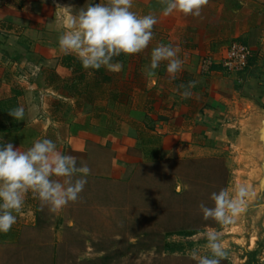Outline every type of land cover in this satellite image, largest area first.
<instances>
[{"label": "rangeland", "instance_id": "rangeland-1", "mask_svg": "<svg viewBox=\"0 0 264 264\" xmlns=\"http://www.w3.org/2000/svg\"><path fill=\"white\" fill-rule=\"evenodd\" d=\"M58 3L71 5L75 12L100 0ZM136 8L137 15L153 13L158 22L148 48L118 57L123 67L115 72L110 91L120 93V101L99 97L93 105L79 107L104 109L121 136L130 130V136H142L156 146L166 138L182 144L181 152L176 156L165 153L160 159L131 158L147 154L146 148L153 147L142 145L130 148V156L122 160L119 149L116 155L89 145L83 155H75L78 165L87 163L91 170L80 198L55 213L38 203L36 223L21 227L18 239L0 243V264H196L187 253L197 248L206 254L205 233L210 230L220 232L229 252L221 264H264L257 120L246 109H201L214 95L221 74L242 73L227 71L222 64L233 42L249 47L245 32L264 18V0H208L199 16L175 11L165 16L160 0H153L147 11ZM160 44L178 48L183 65L175 80L166 72L167 62H161L155 76L145 74L151 51ZM249 49L251 59L254 53ZM213 65L222 69L214 70ZM189 81L197 84L191 89L193 95L184 99L180 95L183 89H177ZM204 111H212L215 121L223 113L225 126L218 128L215 144L207 140L211 147L188 150L189 140L177 134L185 130L179 121L187 117L201 122L207 118ZM152 129L158 134L151 139ZM65 154L73 155L69 150ZM237 186H245L249 195L234 222L221 226L204 220L199 204L212 207L211 193L222 188L231 192ZM183 230H196V234L180 235Z\"/></svg>", "mask_w": 264, "mask_h": 264}, {"label": "crops", "instance_id": "crops-1", "mask_svg": "<svg viewBox=\"0 0 264 264\" xmlns=\"http://www.w3.org/2000/svg\"><path fill=\"white\" fill-rule=\"evenodd\" d=\"M58 1L0 0V142H11L16 148L26 151L34 141L47 138L56 143L58 151L65 154L69 150L74 156L83 155L89 145L94 144L116 155L119 149L122 160L130 156V148L152 145L146 148L147 154L131 155V158L142 160L146 156L160 159L165 153L176 156L181 152L182 144L165 138L160 146H156L152 140L145 141L142 136H130L128 129L130 134L121 136L116 133L114 122L104 109L91 111L77 106L76 99L66 88L73 72L63 65L65 54L58 46V36L63 32L62 20L55 17ZM152 1L133 0L132 11L137 5L147 11ZM244 38L254 53L249 68L240 74H221L214 95L201 109H246L257 120L252 109L264 107V18L250 26ZM211 42L213 44L214 41ZM202 43L206 49L207 44ZM218 69L222 68L214 70ZM17 106L25 109L23 121L8 115V110ZM212 114V111H204L207 118L201 122L181 117L179 122L185 124L182 125L185 130L177 134L179 138L185 136L189 140L188 150L209 148V143L215 144L218 128L225 125L221 119L223 113L219 112V121H215ZM227 117L228 114L225 115ZM152 132L151 139L158 134L154 129ZM38 203L40 201L31 192L25 195L24 206L16 214V223L7 233H0V243L18 239L21 227L36 223Z\"/></svg>", "mask_w": 264, "mask_h": 264}, {"label": "clouds", "instance_id": "clouds-1", "mask_svg": "<svg viewBox=\"0 0 264 264\" xmlns=\"http://www.w3.org/2000/svg\"><path fill=\"white\" fill-rule=\"evenodd\" d=\"M208 0H160L165 16L175 12L185 16H199ZM133 0H100L88 3L73 12L71 5L55 6V17L62 20L63 32L58 36V46L65 55H75L85 70L104 67L110 72H120L122 64L113 62L121 54L131 56L143 52L153 39V28L158 20L155 14L137 15L132 11ZM161 62H167L166 72L170 80L177 78L183 61L178 58V48L160 44L151 51L150 64L145 74L155 76ZM196 81L180 84L182 98H190ZM8 115L23 121L25 109L17 106L8 110ZM91 170L87 163L78 165L77 157L57 150L53 140L44 138L33 142L26 151L16 148L11 142H0V233H7L16 223L25 195L29 192L47 206L58 212L70 202L80 198ZM249 190L237 186L233 191L222 188L211 193L212 207L203 202L199 210L204 220H213L221 226L234 222L241 212ZM204 252L193 248L187 255L196 264H221L229 252L222 243L219 231L205 233Z\"/></svg>", "mask_w": 264, "mask_h": 264}, {"label": "trees", "instance_id": "trees-1", "mask_svg": "<svg viewBox=\"0 0 264 264\" xmlns=\"http://www.w3.org/2000/svg\"><path fill=\"white\" fill-rule=\"evenodd\" d=\"M118 57L114 58L113 62H117ZM253 58L249 61V66ZM63 65L71 69L73 77L67 85L69 93L77 100L78 106L86 104L93 105V103L101 97L102 99H111L112 101H120V93L117 91H110V85L113 82L115 72H110L104 67L99 70H85L79 59L72 54L63 57ZM247 67V69L249 68ZM213 69L222 68L216 65L212 66ZM246 69V70H247ZM188 84V83H187ZM186 84V85H187ZM96 92H99L98 94ZM154 102V100L150 101ZM149 109L153 110V107ZM180 235L192 236L196 234V230H183L179 232Z\"/></svg>", "mask_w": 264, "mask_h": 264}, {"label": "built area", "instance_id": "built-area-1", "mask_svg": "<svg viewBox=\"0 0 264 264\" xmlns=\"http://www.w3.org/2000/svg\"><path fill=\"white\" fill-rule=\"evenodd\" d=\"M251 51L243 43L233 42L228 48L227 57L223 61V68L232 72H244L249 66Z\"/></svg>", "mask_w": 264, "mask_h": 264}, {"label": "water", "instance_id": "water-1", "mask_svg": "<svg viewBox=\"0 0 264 264\" xmlns=\"http://www.w3.org/2000/svg\"><path fill=\"white\" fill-rule=\"evenodd\" d=\"M257 109H252L257 115L256 121V138L259 148L261 149V157L259 159V167H260V176L257 181V185L259 188V197L263 199V207H264V107L256 106Z\"/></svg>", "mask_w": 264, "mask_h": 264}]
</instances>
